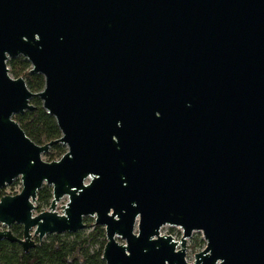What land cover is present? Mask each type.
Instances as JSON below:
<instances>
[{"label": "water", "instance_id": "obj_1", "mask_svg": "<svg viewBox=\"0 0 264 264\" xmlns=\"http://www.w3.org/2000/svg\"><path fill=\"white\" fill-rule=\"evenodd\" d=\"M19 57L42 92L10 75ZM34 97L62 133L43 146L14 119ZM19 179L0 241L26 253L90 217L106 264H264V0H0V190Z\"/></svg>", "mask_w": 264, "mask_h": 264}, {"label": "trees", "instance_id": "obj_2", "mask_svg": "<svg viewBox=\"0 0 264 264\" xmlns=\"http://www.w3.org/2000/svg\"><path fill=\"white\" fill-rule=\"evenodd\" d=\"M10 75L15 78H23L28 88L34 94L40 93L45 88V79L42 75L32 74L31 64L23 57L10 59L7 62ZM31 103L35 110L15 116L25 134L36 144L46 145L59 140L62 133L54 117L43 108V102L34 97ZM67 150L61 144L51 147L45 156L48 162L58 161ZM4 193L0 191V199ZM53 189L44 186L38 194L39 208L51 205ZM87 219L85 220V224ZM91 229L89 233L87 230ZM1 231V225H0ZM12 232L17 238L23 237V227L14 225ZM37 245L26 253L22 246L7 240L0 241V264H106L103 259L104 249L107 244L105 228L93 224L86 226L75 234L51 235L45 241L36 240Z\"/></svg>", "mask_w": 264, "mask_h": 264}, {"label": "rangeland", "instance_id": "obj_3", "mask_svg": "<svg viewBox=\"0 0 264 264\" xmlns=\"http://www.w3.org/2000/svg\"><path fill=\"white\" fill-rule=\"evenodd\" d=\"M66 148V147H65ZM67 150V148H66ZM43 159L45 161L48 162V158L43 155ZM22 190V183L21 180H17L15 181L11 186L6 187L5 189H2L0 191H3L4 195H10V196H15L17 194H19ZM69 202V198L66 196L64 197L61 202L58 204L57 207V213L62 215L63 213V206H66ZM37 211L34 213L35 215H38L41 212L47 211L49 210V206L43 207V208H39V204H37ZM95 221V218H87V222H86V226H89L91 224H93V222ZM6 228H4L1 225V231L5 230ZM86 229V228H85ZM84 229V230H85ZM91 231V229L87 230V233H89ZM161 235L163 236H172L174 238V240L176 242H180L181 238L183 236V231L181 228L179 227H172V226H165L161 229ZM49 236L45 237L43 239V241H45ZM35 240H37V238H35ZM119 243L121 244H126L125 241L121 240V239H117ZM206 241L204 240L203 234L202 233H194L193 236L188 239L187 241V260L189 263H194L195 261V255L197 253H200L201 251H203L206 248Z\"/></svg>", "mask_w": 264, "mask_h": 264}, {"label": "flooded vegetation", "instance_id": "obj_4", "mask_svg": "<svg viewBox=\"0 0 264 264\" xmlns=\"http://www.w3.org/2000/svg\"><path fill=\"white\" fill-rule=\"evenodd\" d=\"M86 220V219H85Z\"/></svg>", "mask_w": 264, "mask_h": 264}]
</instances>
